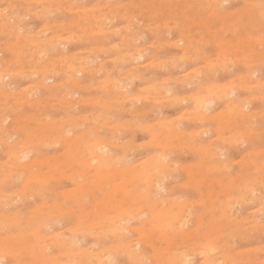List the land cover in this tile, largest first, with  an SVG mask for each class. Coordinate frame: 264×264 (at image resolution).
Returning <instances> with one entry per match:
<instances>
[{
    "label": "rangeland",
    "instance_id": "obj_1",
    "mask_svg": "<svg viewBox=\"0 0 264 264\" xmlns=\"http://www.w3.org/2000/svg\"><path fill=\"white\" fill-rule=\"evenodd\" d=\"M262 9L0 0V264H264Z\"/></svg>",
    "mask_w": 264,
    "mask_h": 264
},
{
    "label": "bare ground",
    "instance_id": "obj_2",
    "mask_svg": "<svg viewBox=\"0 0 264 264\" xmlns=\"http://www.w3.org/2000/svg\"><path fill=\"white\" fill-rule=\"evenodd\" d=\"M222 1H225V0H222ZM216 6H218L219 5V1H217L216 3ZM262 11L264 12V10L262 9ZM264 17V16H263ZM46 29V28H45ZM43 32V31H42ZM96 32V31H95ZM94 32V33H95ZM99 32V31H98ZM102 32V31H101ZM93 33V32H92ZM102 33H104V32H102ZM98 34V33H97ZM51 36H53V35H51ZM49 38V37H48ZM51 38V37H50ZM11 39V38H10ZM20 43V42H19ZM25 44V43H24ZM111 47V46H110ZM72 57H73V55H71ZM1 65V64H0ZM70 68H72V67H70ZM74 68V67H73ZM51 68H50V73H51ZM52 73H54V72H52ZM51 73V74H52ZM67 76H69V75H67ZM7 77V75H0V80L1 79H3V78H6ZM204 78H206V79H209L210 78V76L206 73V75L204 76ZM67 80V79H66ZM231 90L232 89H225L223 86H218V87H214L213 85H206L205 86V89H204V92H205V94H204V96L203 97H200V96H196L195 98L194 97H190L189 99H192V101L193 102H195V106H196V109H205V110H210L211 108H212V106L214 105V103L215 102H218V101H220L221 99H226V97H227V91H230L231 92ZM259 91L257 92V93H262V92H264V85H261V86H259V89H258ZM259 95V94H258ZM133 98V97H132ZM147 100V99H146ZM244 106H247L248 105V103H244L243 104ZM230 109L234 106L233 105V103L232 104H230ZM201 114V112L200 113H198L197 112V116H199ZM177 117V116H176ZM225 118V117H224ZM61 126V125H60ZM169 128V127H168ZM167 129V128H166ZM144 130H145V128H144ZM90 132V131H89ZM92 135V134H91ZM168 135H166V134H164V135H161L160 137H159V141L160 142H162V141H165L168 137H167ZM8 140V139H7ZM56 141V140H55ZM58 141V140H57ZM71 142H72V140H71ZM67 144H68V142H67ZM73 147V146H72ZM106 147L104 146V145H102L100 142H95L94 144H92V146H91V154H90V162L91 163H94V162H96V161H99V157H97L95 154H96V152H97V154H99L98 153V151L99 152H101V154L103 153H105V149ZM71 149V148H70ZM133 148H131L130 150H132ZM101 154H99L100 156H102ZM69 155H71V154H69ZM156 160V158L155 157H153V156H151L150 157V162L146 165V166H149L150 165V172L152 171V168H151V166L152 165H155V163L157 162V161H155ZM18 161V160H17ZM59 161V160H58ZM56 162V161H55ZM57 163V162H56ZM63 163H65V162H63ZM47 164V163H46ZM58 164V163H57ZM56 164V165H57ZM9 165V164H8ZM19 164H17V166H18ZM23 165V164H22ZM111 165V159L110 158H103L101 161H99V165H98V167L96 166V169H95V176H96V180H100V181H104V178L106 179V177H105V171H106V169H108L109 170V166ZM47 166H48V164H47ZM58 166V165H57ZM143 166V165H142ZM156 166H158L159 167V165L157 164ZM32 167V166H31ZM144 168H146L145 166H143ZM154 167V166H153ZM23 168V167H22ZM29 169V168H28ZM61 172H62V170H61ZM117 173V172H116ZM155 173V172H154ZM189 173V172H188ZM187 173V174H188ZM110 174V173H109ZM33 175V174H32ZM35 176V175H34ZM70 176H71V174H70ZM143 177V178H142ZM150 177H151V174H150ZM3 178V177H2ZM36 178H38V177H36ZM146 179L147 180V171L145 170V169H142L140 172H138L137 173V175H136V173H134L133 174V177H132V180H134V181H138V180H140V179ZM38 179H40V178H38ZM37 179V180H38ZM2 180V179H1ZM5 179H3V181H4ZM28 180H29V178H28ZM41 180H42V178H41ZM154 180V179H153ZM33 181H34V179H33ZM40 181V180H39ZM1 182V181H0ZM36 182V181H35ZM197 182V181H196ZM25 183V182H24ZM122 184V183H121ZM22 186H23V184H22ZM122 186H124V185H122ZM111 189H112V187H111ZM117 189V188H116ZM115 190V189H114ZM113 190V191H114ZM112 191V190H111ZM112 191V192H113ZM121 191V190H120ZM121 192H123V190L121 191ZM20 194H22L21 192H19ZM119 193V192H118ZM117 193V194H118ZM128 193V192H127ZM2 194V193H1ZM120 194V193H119ZM121 195V194H120ZM123 196H125V195H123ZM127 196V195H126ZM116 197V196H115ZM112 198H113V196H112ZM124 199V198H123ZM118 200H120V199H118ZM12 202V201H11ZM105 204H107V202H105L104 204H102L103 206L105 205ZM115 211H116V209H115ZM157 215V217H159L160 219H161V223H164L165 224V226H168L169 225V223H168V220L169 219H171V217H172V215H168V214H166V213H164V212H160V213H157L156 214ZM174 219H175V217H174ZM212 245V244H211ZM214 246V245H213ZM212 246V247H213ZM151 247V246H150ZM215 247V246H214ZM205 248V247H204ZM210 249H211V247H209ZM194 249V248H193ZM208 249V246H207V248H206V250ZM209 249V250H210ZM166 251V250H165ZM208 251V250H207ZM210 252V251H209ZM164 253V252H163ZM211 253V252H210ZM186 254V253H185ZM179 255V254H178ZM181 257V256H180ZM182 257H183V255H182ZM188 258H190V257H188ZM99 260V259H98ZM74 261V260H73ZM186 261H187V259L186 258H184L183 260H182V262H183V264L184 263H186ZM167 262V261H166ZM173 262V261H172ZM181 262V263H182ZM71 264H75V263H71Z\"/></svg>",
    "mask_w": 264,
    "mask_h": 264
}]
</instances>
